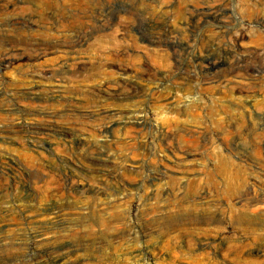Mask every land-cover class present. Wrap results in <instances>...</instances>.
<instances>
[{
    "label": "rangeland",
    "instance_id": "rangeland-1",
    "mask_svg": "<svg viewBox=\"0 0 264 264\" xmlns=\"http://www.w3.org/2000/svg\"><path fill=\"white\" fill-rule=\"evenodd\" d=\"M65 1L0 0V264H264V0Z\"/></svg>",
    "mask_w": 264,
    "mask_h": 264
},
{
    "label": "bare ground",
    "instance_id": "bare-ground-1",
    "mask_svg": "<svg viewBox=\"0 0 264 264\" xmlns=\"http://www.w3.org/2000/svg\"><path fill=\"white\" fill-rule=\"evenodd\" d=\"M70 1V0H69ZM65 2H67V0L65 1ZM70 3H72V2H70ZM80 3V2H79ZM35 14V13H34ZM24 17V16H23ZM22 21V20H21ZM29 22V21H28ZM13 24V23H12ZM27 24V23H26ZM49 24V23H48ZM20 25V24H19ZM51 26V25H50ZM55 26V25H54ZM64 26V25H63ZM77 27V26H76ZM40 28H41V26H40ZM53 29V28H52ZM42 30V29H41ZM44 32V31H43ZM76 33V32H75ZM54 34V33H53ZM50 34H47V33H43V34H41L40 35V37L41 38H43V39H49L50 38ZM64 36V38H69L70 36L69 35H63ZM14 38H19V36H13V35H10V34H3V35H1L0 34V39L1 40H11V39H14ZM59 39V38H58ZM72 39V38H71ZM48 41V40H47ZM51 41V40H50Z\"/></svg>",
    "mask_w": 264,
    "mask_h": 264
}]
</instances>
